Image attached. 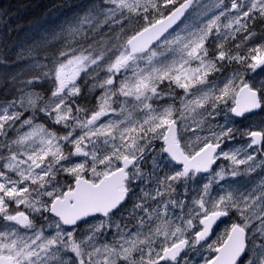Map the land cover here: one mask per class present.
Returning <instances> with one entry per match:
<instances>
[{
    "label": "snow or ice",
    "instance_id": "snow-or-ice-1",
    "mask_svg": "<svg viewBox=\"0 0 264 264\" xmlns=\"http://www.w3.org/2000/svg\"><path fill=\"white\" fill-rule=\"evenodd\" d=\"M17 61L0 264H264V0H90Z\"/></svg>",
    "mask_w": 264,
    "mask_h": 264
},
{
    "label": "trees",
    "instance_id": "trees-1",
    "mask_svg": "<svg viewBox=\"0 0 264 264\" xmlns=\"http://www.w3.org/2000/svg\"><path fill=\"white\" fill-rule=\"evenodd\" d=\"M89 3L90 0H0V76L19 71L25 63L17 61L20 52L71 21ZM4 98L0 90V100Z\"/></svg>",
    "mask_w": 264,
    "mask_h": 264
},
{
    "label": "rangeland",
    "instance_id": "rangeland-1",
    "mask_svg": "<svg viewBox=\"0 0 264 264\" xmlns=\"http://www.w3.org/2000/svg\"><path fill=\"white\" fill-rule=\"evenodd\" d=\"M256 39H259V37H257ZM261 119H264V115H258V116H255V117H254V121H255L257 124L259 123V121H260ZM248 123H250V122H249V121H244V124H245V125L248 124ZM241 127H243V125H241ZM239 179L243 180L244 178L241 177V178H239Z\"/></svg>",
    "mask_w": 264,
    "mask_h": 264
},
{
    "label": "bare ground",
    "instance_id": "bare-ground-1",
    "mask_svg": "<svg viewBox=\"0 0 264 264\" xmlns=\"http://www.w3.org/2000/svg\"><path fill=\"white\" fill-rule=\"evenodd\" d=\"M88 3V2H87ZM69 10V9H68ZM67 10V11H68ZM51 15V14H50ZM67 16V15H66ZM50 17V16H49ZM44 20V19H43ZM50 21V20H49ZM46 22H48V20H46ZM62 26V25H61ZM15 42V41H14ZM1 43V42H0ZM12 46V45H11ZM13 47V46H12ZM9 49H11V48H9ZM10 59V58H9ZM11 61V60H10ZM19 64V63H18Z\"/></svg>",
    "mask_w": 264,
    "mask_h": 264
},
{
    "label": "flooded vegetation",
    "instance_id": "flooded-vegetation-1",
    "mask_svg": "<svg viewBox=\"0 0 264 264\" xmlns=\"http://www.w3.org/2000/svg\"><path fill=\"white\" fill-rule=\"evenodd\" d=\"M225 226H226V225L221 224V225H220V228L223 229Z\"/></svg>",
    "mask_w": 264,
    "mask_h": 264
}]
</instances>
